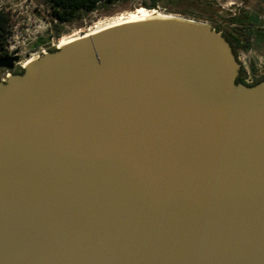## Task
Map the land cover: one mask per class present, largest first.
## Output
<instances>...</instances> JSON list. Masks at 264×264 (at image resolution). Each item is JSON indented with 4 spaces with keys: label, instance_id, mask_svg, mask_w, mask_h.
I'll list each match as a JSON object with an SVG mask.
<instances>
[{
    "label": "water",
    "instance_id": "obj_1",
    "mask_svg": "<svg viewBox=\"0 0 264 264\" xmlns=\"http://www.w3.org/2000/svg\"><path fill=\"white\" fill-rule=\"evenodd\" d=\"M239 71L175 17L0 82V264H264V82Z\"/></svg>",
    "mask_w": 264,
    "mask_h": 264
},
{
    "label": "rangeland",
    "instance_id": "obj_2",
    "mask_svg": "<svg viewBox=\"0 0 264 264\" xmlns=\"http://www.w3.org/2000/svg\"><path fill=\"white\" fill-rule=\"evenodd\" d=\"M153 0H119L100 5L93 12L82 10L73 22L61 21L46 0H0V10L10 17L8 36L13 49L19 51V70L27 62L40 59L51 50H58L64 40L88 33L129 13L146 9ZM156 11L207 26L222 36V27H229L245 43L238 51L239 64L251 76H264V0H157ZM53 14V16H52ZM235 19L234 26L229 21ZM111 20V21H110ZM97 25V26H96ZM58 27V28H55ZM60 32V37L55 35ZM37 43H40L37 46ZM254 70L256 71L254 74Z\"/></svg>",
    "mask_w": 264,
    "mask_h": 264
},
{
    "label": "trees",
    "instance_id": "obj_3",
    "mask_svg": "<svg viewBox=\"0 0 264 264\" xmlns=\"http://www.w3.org/2000/svg\"><path fill=\"white\" fill-rule=\"evenodd\" d=\"M119 0H46L47 4L51 5L53 8V12L55 16L61 20V21H67V22H73L78 19V14L85 10L86 12H93L98 8L100 5H110L114 4L115 2H118ZM158 1L153 0L151 4H144V7L148 10H156L158 7ZM53 16V14H52ZM10 17L0 10V52L5 51V45L7 44V39L10 34L9 28H10ZM55 28H58L55 26ZM56 38L60 37V32H58L55 35ZM236 49L239 50L241 48H245V43L241 38L236 39ZM40 43H37V46H39ZM56 49H53L50 51V53L56 52ZM233 55L237 60L236 52H233ZM239 63V62H238ZM254 70V74H255ZM24 74V70L21 71V75ZM247 72L240 68L239 76L236 79L237 85H245L248 88L255 87L261 83L264 82V76H261L260 78L256 79V81L248 85L245 83L244 78L246 76Z\"/></svg>",
    "mask_w": 264,
    "mask_h": 264
},
{
    "label": "bare ground",
    "instance_id": "obj_4",
    "mask_svg": "<svg viewBox=\"0 0 264 264\" xmlns=\"http://www.w3.org/2000/svg\"><path fill=\"white\" fill-rule=\"evenodd\" d=\"M163 18H175V16H172V15L165 16L156 10L140 9L136 12L129 13V15L127 17H120L117 20H114L113 22H110L108 24H104V25L98 24V26L96 25L97 27L94 28L93 30H90L88 33L82 34L76 38L64 40L61 43L60 47L64 48L65 46H67L71 43H74L78 40H82V39H86L88 37H92L94 35H97L99 33H102L104 31H107V30H110V29H113L116 27L124 26L127 24H132V23L146 22V21H150L153 19H163ZM62 48H59V49H62ZM33 61L27 62L26 65H28V66L31 65V63H33Z\"/></svg>",
    "mask_w": 264,
    "mask_h": 264
},
{
    "label": "flooded vegetation",
    "instance_id": "obj_5",
    "mask_svg": "<svg viewBox=\"0 0 264 264\" xmlns=\"http://www.w3.org/2000/svg\"><path fill=\"white\" fill-rule=\"evenodd\" d=\"M229 22L232 23V26H234L235 25L234 22H236V20L231 19ZM221 33H222L223 38L229 44L231 50L233 52H236L237 60L239 62V56H238L239 50L236 49V43H235L236 39L239 37H237L236 34L232 31V29H229V27H222ZM8 42H9V38L7 39V44L5 45V51L0 52V61H2L4 65H6V64H9L8 59L18 57L19 62H14V68L12 70H9L3 67L0 68V82L1 83H6L12 76L21 75V70H19V66H20L19 51H16L14 49L10 51L11 45H9ZM240 68H243L246 71V68L242 64H240Z\"/></svg>",
    "mask_w": 264,
    "mask_h": 264
},
{
    "label": "built area",
    "instance_id": "obj_6",
    "mask_svg": "<svg viewBox=\"0 0 264 264\" xmlns=\"http://www.w3.org/2000/svg\"><path fill=\"white\" fill-rule=\"evenodd\" d=\"M246 71H247V69H246ZM260 77L261 76L254 75V78H253V76H251L250 73L247 72V74H246V76L244 78V81H245L246 84L251 85V84H253L256 81V79H258Z\"/></svg>",
    "mask_w": 264,
    "mask_h": 264
}]
</instances>
